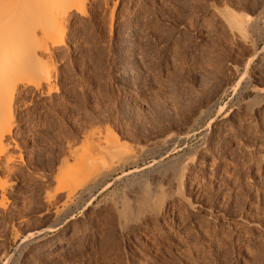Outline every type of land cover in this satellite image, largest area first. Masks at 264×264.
<instances>
[{
	"label": "rangeland",
	"instance_id": "rangeland-1",
	"mask_svg": "<svg viewBox=\"0 0 264 264\" xmlns=\"http://www.w3.org/2000/svg\"><path fill=\"white\" fill-rule=\"evenodd\" d=\"M225 3L260 19L261 30H232ZM263 5L89 0L85 15L61 17L63 43L42 60L52 79L21 85L13 106V168L0 171V264H264V101L247 107L264 93V51L244 75L253 45L264 48ZM85 154L110 168L81 200L79 186L69 198L74 187L57 189ZM158 165L164 176L149 170ZM137 169L148 173L145 193L160 184L170 196L160 215L140 205L142 222L125 235L119 213L145 193L122 175Z\"/></svg>",
	"mask_w": 264,
	"mask_h": 264
},
{
	"label": "bare ground",
	"instance_id": "bare-ground-1",
	"mask_svg": "<svg viewBox=\"0 0 264 264\" xmlns=\"http://www.w3.org/2000/svg\"><path fill=\"white\" fill-rule=\"evenodd\" d=\"M87 2H89V0H0V171L3 170V169L13 168V167L10 166L11 165L10 163L14 160V159L12 160V158H14V157L9 155V154H11V152L9 153V151H10V148H11L12 143H13L10 140V134L12 132L13 125H16L15 122H14V118H15L14 109H15V107H13V106H14V102H15L16 98L18 97V94L21 93L20 92V86L21 85L25 86V85H30V84L36 85L35 83H37L38 85L35 86V87H37V86H39L41 81L49 82L52 79L51 78V72L50 71L46 72V70L44 69L45 67H42L43 66V64H42L43 61L42 60L44 59V57L46 56L47 53L50 54L52 52L53 47L61 46L62 43H63L62 42L63 41L62 38H63V35H64L65 31L62 28V26H61V24H60V22L58 20L61 17H66V16H69V15H72L71 11L74 10V9L76 10V12H79L81 14L84 13V15H85L86 11L84 9V6H85V4ZM225 6H226V3H225ZM222 12L224 14L223 13H221V14L226 17L225 19L228 22L230 28L232 30H235L236 28H238L237 30H238V32H241V36L244 35L246 32H247L246 34H249L248 31H247V29L249 27L246 29L247 25L250 26V29L254 30V32H256V33H258L259 30H261L260 28H262V27H260V28L258 27L259 26L258 22H259L260 19H258V21L254 20V19H256L254 17H250L251 19L249 17H248V19H245V17H244L246 15L245 13H243L244 16L242 17L241 16L242 13L238 14L237 11L234 12V10H232L230 7H227V6L225 7V9L223 8ZM261 14H260V17H261ZM263 17H264V15H263ZM247 21H248V23H246ZM244 24H246V25H244ZM250 32H252V31H250ZM249 36H250V34H249ZM245 38H247V37H245ZM252 43H253V41H251L250 44L253 45ZM252 48H254V51H253L254 53H253L252 57L248 60V62L246 61L247 63H246V66H245L246 69H244L245 70L244 75L247 73V68H248L250 62H252L253 58L264 51V48L262 50H259L254 45H253ZM239 83L240 82L236 83L235 85L233 84V85L229 86L224 91L223 94L225 95L228 90H232L233 92L236 91L237 90L236 86L239 85ZM49 90L52 91L51 88ZM263 94L264 93L262 92V93H260V95L258 94L259 98L254 99V100H249L247 102V107H249V108L250 107H254L253 105H256L257 102L259 103V101H261V100L264 101V95ZM258 95H257V97H258ZM217 103H218L217 101L212 102V104L208 105L204 110L200 111L201 112L200 114L202 115V114H204L206 112L210 113L212 111V109L215 108ZM259 105H260V103H259ZM223 109H224V107L220 106L219 110L217 109L218 110L217 113L222 112ZM227 116H228V114H227ZM215 117H216V115H214V118ZM214 118L211 116V118H210L211 120L209 122V125L214 120ZM105 134L107 136L108 135H112L113 136V134H112V132L110 131L109 128L107 129ZM115 137H116V134H115ZM107 139H109V136L107 137ZM116 139H114V140H116V142H118L120 144L119 139L118 138H116ZM105 140H106V136H105ZM111 140H112V138H111ZM114 140L112 141V143H110L108 145L113 144ZM88 141L89 140H87V142ZM108 141H110V140H108ZM93 142H94V140H93ZM118 143H116V144H118ZM105 144H106V141H105ZM121 144H124V143L121 142ZM95 146H97L96 142H95ZM106 146H107V144H106ZM125 147H124V149H125ZM90 151H92V149H90ZM78 154L82 155V153H78ZM88 154H90V153H88ZM13 155H15V154H13ZM87 155L85 154V156H82V158L78 156L80 159L77 157V155H75L77 158L76 157H74V158H76L78 160L74 159V160H76L75 162L73 161L74 164H72L70 166V168L66 169V171H65V173H64V175L62 177L63 179H62V181H60L61 187H58L57 190H59L61 188L64 189L65 184H67L66 186L69 185L68 188H71V189H72V187L75 188V187L79 186L78 189L80 190L79 191V195L80 196L78 198H79V200H81L80 199L81 196L83 197V194H85L86 192H89L91 186L95 185L94 183H97V182L99 183L101 177L104 178V176L108 173V168H110L109 166H107V165H109V163H107V165H106L107 168L106 169L102 168L103 166L102 167L99 166L100 162H95L98 159L89 158ZM89 156H91V155H89ZM112 157H115V156H112ZM97 158L100 159L101 157H97ZM103 158L105 159V157H103ZM103 158H101V159H103ZM125 159H126V157H125ZM127 160H129V159H127ZM110 162H113V160L110 161ZM104 164H106V162L105 163L102 162V165H104ZM110 165H111V163H110ZM161 165H160V167H159V165H158V167L156 166V169H153V170L149 169V170L151 172H154V171L160 172V171H162L161 170V167H162ZM178 166H179V164H178ZM98 167L102 168L103 170L101 169V171L97 172V170H100ZM164 167L165 166H163V168ZM164 170H165V168H164ZM139 171H141V169L140 170H138V169L137 170H131L130 172H123L122 176H127L126 179L129 178V180L132 179V181H134V180L138 181L137 183L142 184L141 186H144V187L141 188V190L144 189L143 191L145 193V189L150 187L149 186L150 184H149L148 173H145V172L141 171L140 174H139L141 176L137 177L135 175V173L139 172ZM174 171L176 172V169ZM163 173H162V175L164 176L166 171H165L164 174ZM174 174L177 176V173H174ZM6 175H7V173H6ZM130 175H133V177H130ZM159 175H160V173H159ZM135 176L138 179H136ZM175 177H174V179H175ZM177 177L179 178L178 181L182 182L183 179H184V174H182L179 171ZM119 178L121 179V175H120ZM119 178H117V179H119ZM73 182H74V184H76V182H77L76 186H72V185H74ZM137 183L135 182V184H137ZM91 184H93V185H91ZM178 184H179V182H178ZM157 186L158 185H156L155 188ZM95 187L96 186H94V188ZM136 187H138V186H136ZM158 187H160V190H159L160 192L159 193H157V192L153 193L151 191L152 193H150V192L147 193L146 192L147 194L145 193L144 195L140 196V194L142 193L140 191L141 193L140 194L137 193L136 194V198L134 197L135 202L137 203L138 206L137 205L133 206L132 204L131 205H126L123 208V210L119 213V226L121 228L120 230H122L123 233L129 231V229H130V227L132 225H137L138 223L142 222V217L145 214L142 213V211L138 209V207L140 205L144 206V204L145 205L148 204L149 207L152 205L151 206V208H152L151 211H152V213H155L156 215L161 212V210L167 204L166 202H167V200L169 198L168 196H170V195L166 194L167 191L164 192V189H163L162 185L159 184ZM1 188H0V190L2 191L6 187L4 189H1ZM161 188L163 189V191L161 190ZM67 189H65V190H67ZM76 190H77L76 188L72 189L71 192L69 190V195L67 194L68 197L69 198H73ZM154 191H157V190H154ZM4 192H6V191H4ZM137 192H139V191H137ZM178 193H179L178 195L184 197V199L187 200L190 203V199L186 198L183 193H181L182 195L180 194L179 191H178ZM4 194L5 193H3L2 195H4ZM90 194H92V193H90ZM173 198H174V196H173ZM65 199L68 200L67 196H66ZM91 201H92V199H91ZM72 203H74V202L72 201ZM185 203H187V202H185ZM66 209L68 210V207H66ZM66 209H64V210H66ZM69 210H70V208H69ZM70 212L71 211H68V212L66 211L65 213L69 214ZM52 229H55V228H52ZM26 241L24 239V243L25 244H26Z\"/></svg>",
	"mask_w": 264,
	"mask_h": 264
}]
</instances>
